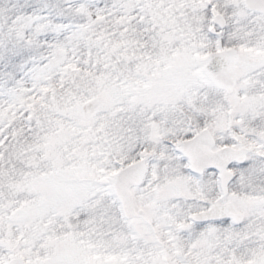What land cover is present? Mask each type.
I'll return each mask as SVG.
<instances>
[{
  "label": "snow or ice",
  "instance_id": "1",
  "mask_svg": "<svg viewBox=\"0 0 264 264\" xmlns=\"http://www.w3.org/2000/svg\"><path fill=\"white\" fill-rule=\"evenodd\" d=\"M0 264H264V0H0Z\"/></svg>",
  "mask_w": 264,
  "mask_h": 264
}]
</instances>
